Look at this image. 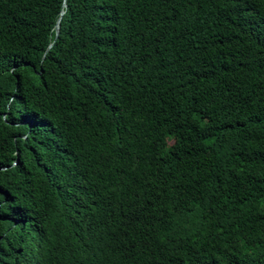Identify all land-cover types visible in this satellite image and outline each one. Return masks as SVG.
I'll list each match as a JSON object with an SVG mask.
<instances>
[{"label": "trees", "instance_id": "1", "mask_svg": "<svg viewBox=\"0 0 264 264\" xmlns=\"http://www.w3.org/2000/svg\"><path fill=\"white\" fill-rule=\"evenodd\" d=\"M64 2L0 0V264H264V0Z\"/></svg>", "mask_w": 264, "mask_h": 264}, {"label": "water", "instance_id": "2", "mask_svg": "<svg viewBox=\"0 0 264 264\" xmlns=\"http://www.w3.org/2000/svg\"><path fill=\"white\" fill-rule=\"evenodd\" d=\"M65 0H62L61 6L64 7L65 6ZM63 13V10H60L59 12V17L56 19L55 25H54V33L56 35L57 31H58V23H59V19H60V15ZM51 46V43L48 44V46L46 47V50ZM45 50V51H46ZM45 53V52H44Z\"/></svg>", "mask_w": 264, "mask_h": 264}]
</instances>
